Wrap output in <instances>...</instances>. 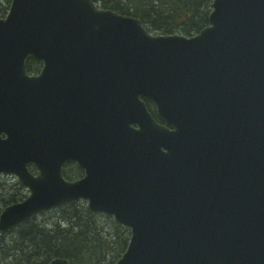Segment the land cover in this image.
<instances>
[{
  "label": "water",
  "instance_id": "95a60500",
  "mask_svg": "<svg viewBox=\"0 0 264 264\" xmlns=\"http://www.w3.org/2000/svg\"><path fill=\"white\" fill-rule=\"evenodd\" d=\"M1 174L28 195L0 232L83 200L130 231L113 264H264V0H213L190 37L92 0H10Z\"/></svg>",
  "mask_w": 264,
  "mask_h": 264
},
{
  "label": "trees",
  "instance_id": "16d2710c",
  "mask_svg": "<svg viewBox=\"0 0 264 264\" xmlns=\"http://www.w3.org/2000/svg\"><path fill=\"white\" fill-rule=\"evenodd\" d=\"M93 1L103 8L137 17L151 33L192 36L208 25L213 0ZM9 3L10 0H0V15L5 14ZM26 68L34 73L40 66L29 59ZM147 105L154 113L152 104ZM15 188L22 189L18 181ZM16 195V191L4 195L0 212L23 198ZM51 211L60 214L51 223L35 217L0 232V264H48L56 257L66 259L69 264H113L125 251L129 230L111 217L89 211L83 202Z\"/></svg>",
  "mask_w": 264,
  "mask_h": 264
},
{
  "label": "rangeland",
  "instance_id": "374dc122",
  "mask_svg": "<svg viewBox=\"0 0 264 264\" xmlns=\"http://www.w3.org/2000/svg\"><path fill=\"white\" fill-rule=\"evenodd\" d=\"M97 4L99 6H101L99 3H97ZM6 11H7V9H6ZM15 181H17V179L13 175H2L0 177V200L4 198V195L11 194L15 191L18 192V195H16L17 198H18V196H21V197H23L22 199H24L28 195V191L25 187H22V189L21 188H15ZM21 200H19V201H21ZM83 203L86 206V203L85 202H83ZM57 216L58 217L60 216V214L57 211H53V212L47 211V212L40 213L38 216H36V218L38 217L39 221H45L47 223H51V222L56 220Z\"/></svg>",
  "mask_w": 264,
  "mask_h": 264
},
{
  "label": "flooded vegetation",
  "instance_id": "af4514ba",
  "mask_svg": "<svg viewBox=\"0 0 264 264\" xmlns=\"http://www.w3.org/2000/svg\"><path fill=\"white\" fill-rule=\"evenodd\" d=\"M35 61H37V60H35ZM37 62L39 63L40 68L37 72H34V74L39 73V71L41 69V62L40 61H37ZM153 107H154V105H153ZM159 122L162 123L161 121H159ZM63 173L68 180H76L83 175V170L77 166L76 162L69 161V162L64 164Z\"/></svg>",
  "mask_w": 264,
  "mask_h": 264
}]
</instances>
